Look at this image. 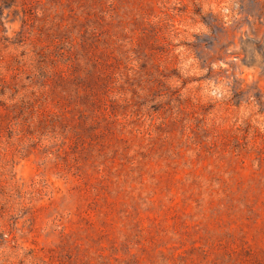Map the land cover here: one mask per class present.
Here are the masks:
<instances>
[{
  "label": "rangeland",
  "instance_id": "obj_1",
  "mask_svg": "<svg viewBox=\"0 0 264 264\" xmlns=\"http://www.w3.org/2000/svg\"><path fill=\"white\" fill-rule=\"evenodd\" d=\"M0 264H264V0H0Z\"/></svg>",
  "mask_w": 264,
  "mask_h": 264
}]
</instances>
